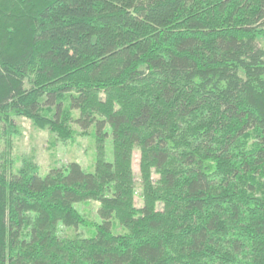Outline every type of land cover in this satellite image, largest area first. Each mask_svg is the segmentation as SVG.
<instances>
[{
    "label": "trees",
    "instance_id": "1",
    "mask_svg": "<svg viewBox=\"0 0 264 264\" xmlns=\"http://www.w3.org/2000/svg\"><path fill=\"white\" fill-rule=\"evenodd\" d=\"M262 38L264 0H0L2 134L96 145L92 172L0 157V264H264Z\"/></svg>",
    "mask_w": 264,
    "mask_h": 264
},
{
    "label": "rangeland",
    "instance_id": "2",
    "mask_svg": "<svg viewBox=\"0 0 264 264\" xmlns=\"http://www.w3.org/2000/svg\"><path fill=\"white\" fill-rule=\"evenodd\" d=\"M259 44L264 49V38L259 40ZM13 124L18 131L15 135L2 134L3 128L1 127L2 125L0 126V157L11 163V167L7 170L8 172H16L25 159L36 160L41 177H44L50 169L67 165L70 162H76L85 172L93 171V165L96 160V145L94 140L95 132L92 129L81 135L80 133L83 132L74 125L77 136L72 142L63 143L52 138L48 129L36 128L26 118H16ZM104 153L106 160H112L113 151L110 139L104 143ZM131 167L136 181L134 205L140 208L143 206V199L140 191L138 148L132 152ZM156 176L157 172L154 170L153 179ZM74 207L89 222L99 223L97 215L98 202L90 201L87 204H76ZM58 231L61 237L79 235L84 238H92L95 233L93 228L78 226L77 228L68 229L61 224L58 225ZM114 233L117 234V231L114 230Z\"/></svg>",
    "mask_w": 264,
    "mask_h": 264
}]
</instances>
